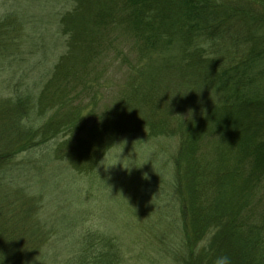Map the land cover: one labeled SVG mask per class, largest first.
<instances>
[{
  "label": "trees",
  "instance_id": "obj_1",
  "mask_svg": "<svg viewBox=\"0 0 264 264\" xmlns=\"http://www.w3.org/2000/svg\"><path fill=\"white\" fill-rule=\"evenodd\" d=\"M62 1L72 4L57 15L64 51L40 82L22 83L19 73L0 93V264H125L116 239L88 215L74 250L56 252L42 195L18 182L44 158L93 178L101 157L137 130L178 135L168 181L178 214L170 264H215L220 256L264 264V0ZM2 7L0 60H15L24 25ZM171 52L186 73L207 75L176 132L164 119L187 102H167L148 74L151 59Z\"/></svg>",
  "mask_w": 264,
  "mask_h": 264
},
{
  "label": "rangeland",
  "instance_id": "obj_2",
  "mask_svg": "<svg viewBox=\"0 0 264 264\" xmlns=\"http://www.w3.org/2000/svg\"><path fill=\"white\" fill-rule=\"evenodd\" d=\"M9 2L0 0V16L5 10L3 4H7V9L24 25L25 44L16 53L15 60H0L3 96L7 94L3 82L21 76L19 73L23 74L22 83L29 80L37 83L47 76L56 54L64 51V42L60 49L55 34L57 15L72 8V4L62 0ZM169 59L167 66L164 63ZM151 62L148 74L156 88L155 82L164 87L166 101L170 102L174 96L177 103L187 102L177 107L172 119H164L176 132L181 115L186 117L189 104L200 94L198 88L205 83L207 75L202 79L195 72L186 73L176 52L166 54L161 61L153 58ZM106 78L111 86L117 85L116 64ZM142 113V110L137 111L135 117L140 119ZM176 136L148 138L146 130L130 132L101 157L95 176L90 179H78L67 170L69 168L46 162L45 158L34 168L21 171L18 183L42 195L43 221L56 235L52 248L59 253L73 251L77 226L81 218L88 215L85 220L89 225L97 224L103 233L116 239L120 252L128 257L125 264H170L167 252L174 249L178 232L177 205L168 185L178 149Z\"/></svg>",
  "mask_w": 264,
  "mask_h": 264
},
{
  "label": "clouds",
  "instance_id": "obj_3",
  "mask_svg": "<svg viewBox=\"0 0 264 264\" xmlns=\"http://www.w3.org/2000/svg\"><path fill=\"white\" fill-rule=\"evenodd\" d=\"M215 264H230V260L227 256H220L216 259Z\"/></svg>",
  "mask_w": 264,
  "mask_h": 264
}]
</instances>
